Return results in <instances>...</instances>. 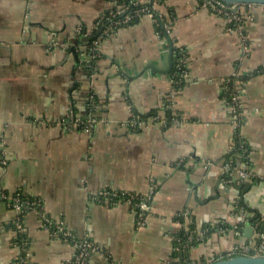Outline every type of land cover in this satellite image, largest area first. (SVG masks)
Here are the masks:
<instances>
[{
  "label": "crops",
  "instance_id": "0c3cea01",
  "mask_svg": "<svg viewBox=\"0 0 264 264\" xmlns=\"http://www.w3.org/2000/svg\"><path fill=\"white\" fill-rule=\"evenodd\" d=\"M111 8V0H0V138L9 163L0 167V264L14 263L18 217L34 264H70L75 242L88 239L100 247L88 264H186L256 251L264 5L244 6L242 29L229 30L205 0H163L156 8L169 33L143 16L107 35ZM168 36L187 53L181 88ZM236 76L240 127L228 103ZM132 113L145 125L131 127ZM238 132L251 150L249 179L225 164ZM103 191L151 194L148 225L136 226L127 203H100ZM17 194L42 208L17 211ZM46 217L65 231L46 229ZM191 227L205 238L185 249L171 235Z\"/></svg>",
  "mask_w": 264,
  "mask_h": 264
},
{
  "label": "built area",
  "instance_id": "2783aa9c",
  "mask_svg": "<svg viewBox=\"0 0 264 264\" xmlns=\"http://www.w3.org/2000/svg\"><path fill=\"white\" fill-rule=\"evenodd\" d=\"M163 0H151L150 3L147 5H140L133 1H130V4L135 8V10H131L130 6L125 3H119L118 0H111L112 8L110 13L104 18V20L109 21L108 28L106 30V34L109 35L112 32H116L119 28L122 26L128 25L131 23L134 19H138L143 16L150 17L154 22H157V15L161 18L164 29L166 33H169V27L167 29L166 25L164 24L163 18L158 13V9L156 8V5L159 3H162ZM205 3L208 7H210L216 14L224 15L226 16V19L228 21V24L230 25L229 30H231L233 27H237L239 29H242V22L243 18L240 15V12L244 6H254V5H240L238 7L237 13H232L229 11V7L223 4L222 2L218 0H205ZM157 9V10H156ZM159 22V21H158ZM101 42L100 39L95 41V45H99ZM181 54V58L178 60L177 64V85L179 88L182 87L183 83L187 80L189 76L187 64H188V58L187 55H182V50H179ZM178 51V52H179ZM242 86L240 85L239 78H235L234 81V87L231 89V95L229 97V105L233 111V115L235 117V123H237V126L240 127L242 118L245 114L244 106L242 102ZM77 124L83 125L87 129L89 125L87 123H82L81 121H76ZM129 124L133 128H141L145 125V121H143L140 117H138L136 114L132 113L130 116ZM240 158L242 159L241 164L236 169L238 174L243 179H249L253 177V173L248 168V155L242 154L240 155ZM8 153L5 147V144L3 140L1 141L0 138V167L3 169H6L8 166ZM226 168L230 169V171L234 170V168L231 166L230 163H225ZM100 203L107 205V206H117L121 203H127L131 205L132 210L136 213L137 219H136V226L139 229L145 228L148 225V217L149 212L151 209V201L152 196L151 194L148 196H143L135 193H125V192H118V191H103L95 197ZM13 207L19 211V212H26L30 209H34L37 207H40L39 202L30 201L22 198L19 194H17L13 198ZM188 213L186 212L184 215L188 218ZM44 226L46 229L53 231L55 233L65 231L61 226L56 225L51 220H49L47 217L44 219ZM262 221H264L262 219ZM181 227L184 225L180 222L178 223ZM16 227V237L14 246L17 249L16 257L14 258L13 264H34L32 261V254L29 250V242L28 239L25 237V229L22 223L21 217L16 220L15 222ZM186 233H189V239L190 240H196L197 242H201L205 238L204 231L200 232H190L188 229L185 228ZM256 233L259 236L260 244L258 246V249L256 251L246 254L239 251V249H234L233 251L229 253H224L221 255H204L203 257L189 261L186 264H212L220 259L230 258L237 255H255V256H264V231L259 232L256 229ZM64 237H69L70 235L66 232H63ZM176 243H179L181 246L186 245L185 249H188L191 246H188L187 243L184 242L183 238L180 236L174 234L171 235ZM22 237V241L19 239ZM25 237V239H24ZM195 247V246H192ZM181 248V247H180ZM75 249L76 252L74 254V257L70 264H88L91 258L100 252V247L91 240H81L75 242Z\"/></svg>",
  "mask_w": 264,
  "mask_h": 264
},
{
  "label": "trees",
  "instance_id": "16d2710c",
  "mask_svg": "<svg viewBox=\"0 0 264 264\" xmlns=\"http://www.w3.org/2000/svg\"><path fill=\"white\" fill-rule=\"evenodd\" d=\"M119 3H125V4H128L131 8V10H135V8H139V7H144V6H139V7H133L131 4H130V1L131 0H118ZM162 30V29H160ZM97 33L98 32H95V37L96 39H99L98 36H97ZM164 33V31H163ZM95 40V39H94ZM93 40V41H94ZM187 55L186 51L185 50H182V55ZM173 69H172V73H173V76L176 77V73H177V64H178V60L182 57L181 54H180V51L176 52V49H174V55H173ZM138 116V115H137ZM140 117V116H138ZM143 121H147L148 118L146 119V117H140ZM242 123V122H241ZM250 147L249 145L246 143V141L240 136L239 132L237 133L236 135V139H235V144H234V147L232 149V151L226 156L225 160L227 163H230L231 166L233 168H238L239 165L241 164L242 162V159L240 158V155L242 154H246V156L248 155L249 157V154H250ZM178 220H182L183 221V216L182 217H179ZM256 223V226H257V230L259 232L261 231H264V221H262V219H257L255 221ZM190 232H193L194 229L193 227H191V229L189 230ZM178 236H180L181 238H183L184 242L189 244L188 246H196L197 244H199V242H197L196 240H190L189 238V233H186L185 230H182L180 231L178 234H176ZM25 239V237H24ZM20 240L22 241V237L18 240L19 243H20Z\"/></svg>",
  "mask_w": 264,
  "mask_h": 264
},
{
  "label": "water",
  "instance_id": "95a60500",
  "mask_svg": "<svg viewBox=\"0 0 264 264\" xmlns=\"http://www.w3.org/2000/svg\"><path fill=\"white\" fill-rule=\"evenodd\" d=\"M228 6L229 11L232 13H237L238 7L240 5H264V0H218ZM157 19L162 27H164L161 18L157 15ZM170 41V55L172 56L174 45L172 39L168 36ZM236 182V180H233ZM253 221L248 222L244 227L242 232L247 237H252L254 234V228L252 226ZM212 264H264V256H255V255H237L230 258L220 259Z\"/></svg>",
  "mask_w": 264,
  "mask_h": 264
}]
</instances>
